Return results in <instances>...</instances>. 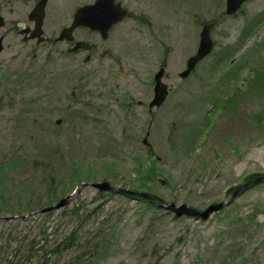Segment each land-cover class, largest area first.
<instances>
[{"label":"rangeland","instance_id":"obj_1","mask_svg":"<svg viewBox=\"0 0 264 264\" xmlns=\"http://www.w3.org/2000/svg\"><path fill=\"white\" fill-rule=\"evenodd\" d=\"M62 1H64V23L60 26L71 24L78 7L93 3V0ZM190 1L196 2V0ZM219 1L198 0L197 10L196 5L194 7L192 4H186L185 1L146 0L145 9L151 22L150 30L138 22L129 21L116 28L111 35V41L105 45L106 48L113 50L116 58L120 59L119 66L115 60L110 58L97 57L96 60L87 65L83 64L81 59L64 60L60 52L68 48L66 44H58L53 49L44 46L36 47L35 44H23L20 38L13 36L12 28L9 27L7 32L11 36L6 38L5 50L0 57L4 64L0 67V75L6 73V66L11 72L15 71L22 62L29 61L30 57L44 65L50 56L49 60L58 65L54 66L51 76V91L29 89L19 95L11 89L10 92L15 103L11 108L4 107L0 110V152L43 155V151H46L45 147L53 141V136L48 137L50 131L45 132L43 127L49 125L47 123L53 119L60 106L66 101V97L71 94V90L68 89L69 82L61 80L64 66H68L93 74L92 79L87 83V89L94 95V99L86 101H91L96 111H102V115L99 116L106 123L99 127L86 118L81 119L82 121H76L75 118L72 121L69 117L66 119L61 126L62 130L58 140L60 150L63 153L64 150L71 151V154L68 155L69 160L64 158L65 165H69L71 158L74 164L86 161L89 166L87 167L85 164L80 170L84 172L85 177L90 176L93 182L96 179L100 181L109 172L116 176L119 169L117 170L116 167L109 164H116L113 159L116 152L110 153L108 148L109 144H113L116 148L122 144L127 145L128 155L123 153L122 156L126 162L118 161V164L129 170L133 165V154L129 150L133 144H137L132 142L135 134L131 130L134 129L137 132L144 128L142 133L145 134L149 126L148 124L144 126V122L134 121L135 115L128 117L126 114H120L119 108L114 103L107 101L103 94L115 89L117 96L123 97L126 93H130L140 98L138 92L141 91L142 94L144 91L140 84L141 88L138 87L137 89V82L135 81V84L130 87L129 82L132 77L128 78V74H126L120 80L116 75L118 71L133 70L134 67L140 68L139 74H142L141 68H146L144 69L146 72L154 69L158 64L157 59L162 57L160 42L170 49L179 46L180 53L172 55L171 58L173 66L170 68V74L174 76L171 83L175 86L179 80L177 74L185 68L186 60L191 54L189 49L186 52L185 46L192 45L199 39L198 26L193 24L191 18L194 9L198 12V20H212L218 18L222 11L221 2L218 4ZM5 7L7 11L9 7ZM263 10L264 0H251L246 4L247 16L257 15ZM17 12L18 16L10 18L18 20L23 16L21 5H17ZM243 25L244 16L225 19L213 33L218 49L222 47L230 49L229 47L236 46L235 42L239 40ZM59 27L57 29L52 28L51 32L59 34ZM1 34L2 31H0V36ZM263 36L264 29L253 36L251 43ZM76 39L89 40L93 44L100 42L95 35L81 31L76 33ZM242 54H247L246 48L239 50L238 55ZM212 62L213 60H209L198 68L196 78L183 86L184 93L180 91L183 100H186L183 104L186 107L194 106V109H189V115L184 106H180L176 110L170 107L164 115L160 116L161 124L152 128L154 136L150 139V143L155 152L166 157L164 161H161V167L164 164L163 168L170 171L169 183L174 188L170 192L165 190L169 188L162 186L160 192L168 199L176 198L175 203L179 205L188 200L191 205L204 208L218 198L225 200L228 189L236 186V182L243 176L264 174V143L259 144L260 142H257H264V123L251 122V124H246L235 118L231 121L227 118H218L219 112L217 110L210 113V122L213 120V128L205 140V146L199 148L194 144L193 148L197 149V152L195 155L191 154L192 159L187 160L180 156L174 158L175 155H171L169 151L168 138L171 130L175 134L181 132L183 134L187 123L191 120L195 123L200 121L203 112L194 105V100L201 92L198 90L204 84L205 69L210 67ZM224 68H232V64H227ZM3 69L4 71H2ZM262 71H264V67ZM249 76L248 64H245L238 81ZM221 91L223 95L224 91ZM9 100L10 98H8ZM30 100H34L31 106L22 104L28 103ZM247 101L252 102L253 105L242 103L240 108L247 113L257 111V106L254 104L259 103L258 97L251 94ZM105 108L107 109V116H104L103 110ZM138 111L142 121H145L144 112L140 109ZM89 112H91L90 107H87L84 109L83 115L87 116ZM37 117L39 121L32 123V120ZM58 118L56 116L53 121ZM70 122L72 123L70 124ZM106 126L112 130L114 139H105L101 142L99 135L104 132ZM104 133L109 139V134ZM227 137L231 138L236 149L241 152V159L233 157L232 151L229 150V146L224 140ZM17 148L21 150L15 151ZM213 150L220 153L222 161L214 158ZM196 155L200 156L202 161L207 164L201 174L200 169L196 167V160H194ZM44 156L47 157V154L44 153ZM142 157L145 158V155ZM59 163L60 161H58ZM65 175L67 178V174ZM94 176L96 179H93ZM122 176L124 179L126 178L125 175ZM29 177V174H24L21 179L26 180ZM63 180L65 181V178ZM13 186V183H10V179H8L3 189L6 190L7 188V191L10 192ZM66 191H70V189ZM5 194L7 195V193ZM97 194V191L92 188L80 187L66 209L70 211L76 207L84 206L83 211L88 213L94 211V213L91 219L84 222L81 230L82 247L65 253L60 264H152L158 263L157 257H161L159 264H264V215L258 219L261 226L254 224L252 230L240 232L239 229H243L240 224H230L231 218L235 216L239 219L250 216L255 206L264 209V186L257 187L240 197L236 206L230 210L229 217L222 215L217 219L212 218L206 223H197L193 220L174 221L173 216L163 217L161 212L156 216L141 215L137 211L138 204L136 202H129L120 198L104 202ZM16 195H19L16 200L20 201L22 209L40 207L37 199L41 194H37L34 201L28 200L27 196L23 197L17 190H14L12 194L10 193V196L7 195L13 201H5L0 197V211H4L0 216V245L2 247L15 244L23 236L35 238V236H39L41 228L61 227L64 235L77 228L78 222L75 217L70 214L63 216V218L60 217L65 210L55 212L47 221L43 220L40 215L14 219L13 215L9 213V209L14 203ZM17 207L15 205L13 208ZM96 243H100L104 247L103 260H92V257L83 258L82 252ZM78 256L82 257H80L79 262L76 261Z\"/></svg>","mask_w":264,"mask_h":264},{"label":"trees","instance_id":"obj_2","mask_svg":"<svg viewBox=\"0 0 264 264\" xmlns=\"http://www.w3.org/2000/svg\"><path fill=\"white\" fill-rule=\"evenodd\" d=\"M252 22L254 25H256L257 23V21L255 22V19ZM263 51H264V48H263ZM259 122L264 123L263 120H259ZM51 128H52V125H51ZM193 143L194 141L191 139V137L185 136L182 140V145L179 146L178 148V151L181 152L180 154H185V156H187L189 153H191V150H192L191 147ZM109 147H112L115 152L119 153V150L114 145L109 144ZM51 150H52V153L51 152L49 153L51 160L54 161L55 159H57L58 161H60L59 163L60 167L56 169L61 171L62 173L67 174L69 179H67L66 182H64V180H61L60 182L57 183V177H54L52 174L50 175L49 179H47L48 184L41 183L35 187L33 186H23L22 187L23 189H26V188L34 189V190L29 191L26 194L28 200L34 201L35 196L37 194L38 195L41 194L39 196V199H37L39 202L38 204H40V209L44 208L45 206H49L53 204L58 199L59 196H62L66 193L67 189L71 190L73 186L77 185L78 183L90 182L92 180L90 176L85 177L84 172L80 170V169H83L84 165L77 166L73 169L71 166L65 165L64 160H63L64 155L56 156L60 152L58 148L54 149L53 147H51ZM134 161L136 163V166L134 170H132V172L130 173L131 175L135 174V176L138 178L135 181L133 180L135 183H137V186H134L135 187L134 190H145L146 189V190H149L150 192L151 190L149 189V185L151 182L156 181L157 177L160 176V172L158 173V170L154 166V163L150 165V158L148 161L136 152L134 153ZM62 163H64L63 166H61ZM109 164L116 167L117 170L119 169V164L117 163L116 164L109 163ZM16 167L17 169L22 168V166H20L19 164H16ZM56 169H53V170L56 171ZM111 174L113 173H110V172L106 173L104 175V178L108 177ZM255 177H256L255 175L249 176L248 178H246V181H248L249 179H254ZM93 179H96V176H94ZM2 191H3L2 192L3 196H4V193H9L7 190L2 189ZM18 197L19 195L16 197V199H18ZM1 199H4L5 201H13L9 197H5V196L4 198H1ZM16 199L14 203L10 206V208H13L15 205L16 207L20 206V201ZM27 211L34 212L35 210L32 208H29L27 209ZM44 234L47 235L46 232H44ZM75 234L76 233L74 232L71 236L65 238V240L63 238L59 244L55 245V247H53L50 250H46V248H49L48 242H46L45 244L41 246H40V243H37L39 247L36 249L35 240H31V239H28L27 241L21 240L15 246L11 255H9L7 259H5L6 261L5 264H14L15 261L19 262L20 264L22 263L28 264V263H31L34 258H39L40 264H48V262L51 261V259L47 257L48 255L61 256L66 249H69V248H72L78 245ZM45 237L47 238V236ZM50 246H53V245H50Z\"/></svg>","mask_w":264,"mask_h":264},{"label":"water","instance_id":"obj_3","mask_svg":"<svg viewBox=\"0 0 264 264\" xmlns=\"http://www.w3.org/2000/svg\"><path fill=\"white\" fill-rule=\"evenodd\" d=\"M247 0H227V12L228 14H233L235 13L241 5ZM42 14H43V7L37 9L34 12V16L36 18H39L40 21H38V28H40L42 24ZM39 16V17H38ZM127 16V12L123 10L120 6H116L114 3V0H99L95 5L93 6H87L84 8H81L78 10V12L75 15L74 18V23L70 29L64 30L61 40H67V41H73V32L75 29L79 27L83 28H88L92 31H99L102 35L103 38H107V34L109 30L119 22L125 19ZM38 19V20H39ZM3 21L2 18L0 17V26H3ZM211 33V26H207L204 28L202 34H201V42H200V48L198 55L192 59H190L188 65H189V70L183 75V77H186L191 69L195 67V65L202 60L205 56H207L211 51L213 47V43L210 37ZM90 49V47L87 44H81L78 43L76 47L71 50L70 53L72 54H78L84 50ZM1 50V47H0ZM162 77V72L157 75L156 80L158 82V85L156 87V99L152 104V107L154 105L160 106L161 103H163L165 97L167 96V92L165 90V87L161 86L160 80ZM264 179H259L255 181L252 184H248L242 188H240L234 195V197L242 191H245L247 189H250L251 187L263 183ZM95 188L100 189L101 191H108V192H116L114 189L110 187L108 184H102V185H95ZM119 193H125L123 191H118ZM136 196L147 199V200H152L153 196L150 195H141V194H136ZM68 205V199L61 201L56 207L54 208H49L44 211L50 212L53 210H58L62 207H65ZM224 207L223 204L218 205V206H212L208 210H206L203 214H200L192 209H188L186 207H181L178 210H175L178 215H183V214H188L191 216H195L197 218H201L203 220H206L209 218V216L214 213L220 211ZM170 209L174 210V207H171Z\"/></svg>","mask_w":264,"mask_h":264},{"label":"flooded vegetation","instance_id":"obj_4","mask_svg":"<svg viewBox=\"0 0 264 264\" xmlns=\"http://www.w3.org/2000/svg\"><path fill=\"white\" fill-rule=\"evenodd\" d=\"M4 0H2V4L0 5V9L1 12L3 14V16L5 17V19L7 18L6 16L9 17H14V16H18V12H17V5H21V7L25 10H29V15L27 17V20L25 22H19L16 23L14 25V23H10L8 21V24H10L11 26H13V29L16 30L17 32H21L24 31L25 34L30 35L32 30L36 27L35 23L30 21V14L32 13V11H34V9L36 8V6L41 2V1H45L46 2V9H45V21H44V37L46 39V43L52 44V43H56V38H54V34H50L49 33V28L48 26L53 25H59L64 23V4L62 0H9L7 3V6L9 7V9L7 10V13L5 12V8H4ZM117 3H120L123 7H125L126 9H128L130 11V17L133 16V11L135 10H140L141 7V2L142 0H116ZM62 12V15H61ZM47 22H49V24H47ZM21 23V24H20ZM64 28V27H63ZM27 31V32H26ZM54 38V39H53ZM97 48L95 47V50ZM139 106L142 107L143 103L139 102L138 103Z\"/></svg>","mask_w":264,"mask_h":264}]
</instances>
